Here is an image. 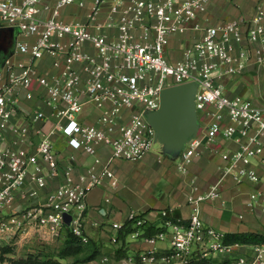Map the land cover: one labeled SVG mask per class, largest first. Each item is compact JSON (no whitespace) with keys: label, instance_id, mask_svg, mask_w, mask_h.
Returning a JSON list of instances; mask_svg holds the SVG:
<instances>
[{"label":"built area","instance_id":"obj_1","mask_svg":"<svg viewBox=\"0 0 264 264\" xmlns=\"http://www.w3.org/2000/svg\"><path fill=\"white\" fill-rule=\"evenodd\" d=\"M43 1L0 0L4 25L34 38L17 39L13 54L0 69V244L10 232L25 230L31 220L47 235L59 237L68 226L65 214L72 217L68 227L73 234L87 243L85 214L90 191L106 179L117 186L114 158L138 160L153 150L156 131L145 111L160 107L162 90L196 81L200 126L185 144L176 167L187 173L208 151L222 158V176L200 192L193 178L188 220H167L165 231L146 238L153 245L169 239L168 248L160 251L154 246L122 264H190L193 260L212 264L210 259L215 256L227 259L224 264H264V243L225 242L224 231L205 224L201 207L204 201L222 197L226 177L237 184L261 179L256 164L264 165V102L233 92L225 78L243 74L251 62L264 64V0L257 2L250 18L216 24L201 20L218 0H112L107 18L97 25L99 31L59 17L61 9L76 0H57L42 8ZM109 1H94L89 14L92 21L98 20ZM42 9L51 10V15L43 16ZM103 27H116L118 32L111 36ZM190 30L202 33L185 47L182 57L170 59L172 36ZM19 53H27L29 60L16 59ZM46 54L51 59L50 74L37 63ZM35 81L44 90L42 102L50 112L39 107L22 115L24 122H19V101L22 95L34 98ZM88 105L98 111L94 121L88 120L92 113L84 115ZM48 122L51 125L46 128ZM33 131L38 140L32 139ZM60 134L73 148L94 158V165L78 180L73 165H63L55 149ZM101 147L110 148L106 160L100 156ZM61 173L64 181L48 194L45 203L12 211L19 198L36 197L49 177ZM29 184L34 187L28 188ZM248 205L261 206L264 212V191L251 190ZM128 220L138 228L145 223L136 211L129 213ZM121 227L114 223V228Z\"/></svg>","mask_w":264,"mask_h":264},{"label":"crops","instance_id":"obj_2","mask_svg":"<svg viewBox=\"0 0 264 264\" xmlns=\"http://www.w3.org/2000/svg\"><path fill=\"white\" fill-rule=\"evenodd\" d=\"M56 1L44 0L40 3V6L44 8L43 6L46 4L54 5ZM94 1L76 0L67 4L61 9L59 17L67 22H81L88 25L92 30L99 31L97 25L107 18L112 0L104 4L97 18L98 20L92 21L89 14ZM258 1H215L210 5L204 18L205 20L201 21L216 24L231 18H250L255 12ZM42 15L50 16L51 10L42 9ZM5 27L8 26L4 25L0 19V53L5 52L7 54L11 49L12 43L9 40V35L4 30ZM102 30L111 36L116 35L118 32L116 27H103ZM201 33V31L190 30L184 34L172 36L168 46L170 59L176 60L182 57L185 47ZM17 39L25 41L34 38L16 32L15 40L17 41ZM87 48H90V46ZM15 58L28 61L29 55L27 53H19ZM37 63L44 72L48 74L53 72L51 59L48 54L44 56L43 60H38ZM225 81L232 84L233 92L241 93L259 103L264 102V64L260 65L256 62H251L243 74L229 76L225 78ZM33 91L35 94L34 98L27 99L22 95L19 101V113L16 118L19 122H24L22 115H26L39 107H43L47 112H50V108L44 106L42 102L44 90L37 81L33 83ZM97 112V110L88 105L84 110V115L86 117L88 113H92L88 116V120L94 121ZM37 125H40V123ZM50 125L51 122H48L45 127L48 128ZM31 134L32 139H39L38 136H34V131ZM232 145L233 148L236 147L235 143ZM55 149L60 153L63 165H73L75 180H78L82 173L94 165L93 156L73 148L64 134L56 136ZM99 153L102 159L106 160L110 156V148L101 147ZM178 159L179 157L171 159L163 155L162 152L154 153L152 150L138 160L123 158H114L112 160V168L118 179L117 186H112L110 180L106 179L102 185L90 191L87 200L85 230L92 246L95 245L99 252L113 251L116 259H118V255L125 253L124 257L118 259L121 264L129 256H137L141 251L148 250L154 246L160 251L170 246L169 239H159L154 245L151 244L146 239L148 236H143L142 229L138 227L126 236L123 246L122 240L118 238L119 229L114 228V223H120L123 226L128 221L131 211L138 212L146 223L157 227H166V229L167 220H182L186 222L192 211V206L188 201V195L192 190L191 180L193 178L196 180L198 192L208 189L220 180L222 174L219 166L224 162L218 153L206 151L189 167L187 173H183L177 170ZM256 167L261 176L259 182L237 184L232 178L226 177L221 184L222 197L216 200H207L201 204L202 217L206 225L219 228L226 234L238 232L264 233V212L262 207H250L248 205L249 192L251 190L259 189L264 191V165L256 164ZM62 181H64L62 173L58 177H49L47 185L39 189V194L36 197L27 200L19 198L12 211L45 203L48 194ZM30 187H34V184H29L28 188ZM25 226V231L31 233L37 230L45 238L46 233L37 228L34 220L28 221ZM64 233L65 230L61 236ZM52 238L57 237L48 235V239ZM121 247L124 249L117 253ZM100 255L101 253H98V256ZM135 264L140 263L137 261Z\"/></svg>","mask_w":264,"mask_h":264},{"label":"water","instance_id":"obj_3","mask_svg":"<svg viewBox=\"0 0 264 264\" xmlns=\"http://www.w3.org/2000/svg\"><path fill=\"white\" fill-rule=\"evenodd\" d=\"M4 30L12 43L7 57L13 54L18 32L14 27ZM3 64H0V69ZM196 81L184 82L168 86L162 90L161 105L156 110L145 111V116L156 131V140L162 145V154L177 159L185 144L196 135L200 121L196 111ZM72 217L65 214V222L71 225Z\"/></svg>","mask_w":264,"mask_h":264},{"label":"rangeland","instance_id":"obj_4","mask_svg":"<svg viewBox=\"0 0 264 264\" xmlns=\"http://www.w3.org/2000/svg\"><path fill=\"white\" fill-rule=\"evenodd\" d=\"M227 85L233 91L232 84L227 82ZM162 149L163 145L156 140L153 152H162ZM36 231L29 233L25 230H17L7 234L3 243L0 244V264H25V262L26 264H42V262L48 264H121L113 251H100L98 253L101 255L97 254L94 261H85L90 251L86 247L72 248L65 245L66 232L57 238L48 239V235L45 234L44 238ZM105 256L109 258V261L102 260ZM202 261L205 264L208 262ZM226 261L228 260L221 256L210 259L212 264H224Z\"/></svg>","mask_w":264,"mask_h":264},{"label":"trees","instance_id":"obj_5","mask_svg":"<svg viewBox=\"0 0 264 264\" xmlns=\"http://www.w3.org/2000/svg\"><path fill=\"white\" fill-rule=\"evenodd\" d=\"M140 228L143 231V236H153L161 231H165L166 227H157L153 224L144 223ZM137 226H134L133 220H128L125 224L119 229V240H122L123 246L126 239V236L135 231ZM66 239L65 245L70 246L72 248L78 247H86L87 250L90 251L89 256L85 258V261H91L97 257L99 252L98 248L91 244L90 240L87 243H83L82 240L73 234L71 229L67 226L65 228ZM225 242L227 243H241V244H256V243H264V233L261 232H238V233H228L225 236ZM124 248L121 247L118 249L117 253L122 251ZM125 256V253L118 255V259ZM202 260H193L190 264H203ZM26 264V262H25ZM42 264H48L46 262H42Z\"/></svg>","mask_w":264,"mask_h":264},{"label":"flooded vegetation","instance_id":"obj_6","mask_svg":"<svg viewBox=\"0 0 264 264\" xmlns=\"http://www.w3.org/2000/svg\"><path fill=\"white\" fill-rule=\"evenodd\" d=\"M6 58H7V54L5 52H1L0 53V64H4Z\"/></svg>","mask_w":264,"mask_h":264}]
</instances>
